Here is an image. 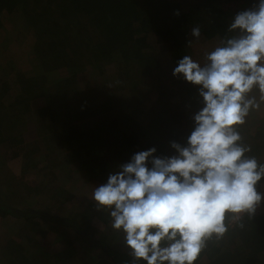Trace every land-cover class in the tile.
<instances>
[{"label":"trees","instance_id":"trees-1","mask_svg":"<svg viewBox=\"0 0 264 264\" xmlns=\"http://www.w3.org/2000/svg\"><path fill=\"white\" fill-rule=\"evenodd\" d=\"M241 2L0 0V173L6 176L0 179L7 186L4 192L0 186V222L26 234L21 241L0 239V264H133L108 212L94 201L72 209L73 200L82 184L90 192L105 184L138 152L155 148L153 158H164L177 155L173 142L187 146L192 118L204 104L199 86L173 71L192 56L194 26L198 39L215 43L208 53L238 36L229 27ZM161 46L168 67L156 57ZM88 75L95 85L84 89ZM141 95L151 99L148 109H141ZM236 128L250 149L245 156L264 165L261 131L256 140L246 134L249 123ZM17 160L14 173L7 165ZM33 195L44 197L42 205ZM15 198L23 200L20 207ZM228 217L227 231L206 240L194 264H264V209L233 227ZM95 220L109 224L110 233Z\"/></svg>","mask_w":264,"mask_h":264},{"label":"clouds","instance_id":"clouds-1","mask_svg":"<svg viewBox=\"0 0 264 264\" xmlns=\"http://www.w3.org/2000/svg\"><path fill=\"white\" fill-rule=\"evenodd\" d=\"M236 30L206 55V65L184 55L173 71L199 86L204 104L187 146L173 142L177 155L164 158H153L155 148L138 152L92 192L97 210L124 234L133 264H194L206 240L227 231L226 213L254 214L264 199L256 189L264 165L245 156L250 149L234 127L260 107L247 95L253 87L264 102V0L234 17L229 31ZM200 35L194 26L191 36Z\"/></svg>","mask_w":264,"mask_h":264},{"label":"rangeland","instance_id":"rangeland-1","mask_svg":"<svg viewBox=\"0 0 264 264\" xmlns=\"http://www.w3.org/2000/svg\"><path fill=\"white\" fill-rule=\"evenodd\" d=\"M259 3L258 1H253L252 3H249L247 0H242L240 6L238 5L237 8H236V11L237 13H240L242 11H245V10H250V9H253L255 6H257ZM231 10L235 11L234 10V6L231 7ZM231 17H232V13H230ZM231 19V18H230ZM192 43H195V45H193V50H192V59L196 62H198L201 66H204L207 64V61H206V54L208 53V50H210L214 45L215 43H210L208 41H205L203 39H191ZM198 53V54H197ZM205 53V55H204ZM156 57L158 59V61L162 64V65H166L168 67V61L166 60L167 57L164 56V51H163V46H161V48H159L157 50V53H156ZM263 62V61H262ZM93 75H88V79L90 78L91 80H88V83L87 84H84V86H86L84 89H89L91 88L92 85H95V81H94V77H92ZM110 77V76H109ZM90 85V86H89ZM144 92L146 90H143ZM150 95V93L148 94ZM248 97H255L256 100L258 102H260V107L259 109H256V110H250L249 111V114L245 117V122L246 123H249L253 129L250 130V132H246V134L250 133L251 136L253 137H256V140H261V138L259 136H257L255 133L256 131H261L260 133L264 136V102L260 101V96H261V93L259 91V89L257 87H253L252 91L250 93L247 94ZM149 96H147V98L143 95L140 96V106H141V109H148L149 108V103H150V98L148 99ZM158 110H153V111H158L160 112L161 110H163V108L161 107H157ZM180 113H181V110H179ZM185 113V111H184ZM182 114V113H181ZM194 117V116H193ZM193 119V118H192ZM182 121V123L184 124L183 125V128L185 129L186 127H189L188 124H187V120L185 121V117L184 115L182 114L181 117H180V122ZM181 123V124H182ZM193 125V124H192ZM237 126V125H236ZM235 127V129L237 130V128ZM195 127V122H194V126ZM251 128V127H250ZM183 129V130H184ZM32 132L31 133H27L24 135V138L29 141V139H32ZM262 164H264V152L262 153V156L260 157V160H259ZM259 163V162H258ZM18 164H20V160H17V161H12L11 164H8L7 166H12L13 169H11V171H18L19 169V166ZM14 168L16 170H14ZM15 173V172H14ZM3 176L4 179H5V174L2 172L0 173V177ZM50 178V176L46 177L45 179H43L44 183H46V181H48ZM40 180V179H38ZM51 181V180H49ZM0 183L1 185L0 186H3L2 188L3 189V192L7 190V186L5 185L4 186V183L5 181L3 179H0ZM54 183V182H53ZM58 183V182H57ZM86 184V183H84ZM54 186V184H53ZM1 188V189H2ZM94 190V188H93ZM93 190L90 192L89 188L88 187H84V185L82 184V188L80 190V193H78L77 195V198L73 200V205L71 204V206L73 207L72 209H79L81 208L83 205L93 201L92 200V192ZM35 199H37L39 206L42 205L41 203H43L44 201V197H40V196H36V195H33ZM41 199L43 201H41ZM18 198L16 199H13L11 202L13 204H22V201H19L17 202ZM18 207H20V205H18ZM264 209V205H261V206H258L256 208V211H259L260 214L262 212V210ZM95 224L96 227L99 228V230L101 229L102 231H104L105 234H109L110 233V226L109 224H103V222H98L97 220H95L93 222ZM106 223V221H105ZM30 226H32V224H29ZM33 227V226H32ZM28 228V227H27ZM21 230V235L18 234V232ZM27 232V230H26ZM28 233L29 235L31 236L33 234V232L31 230H28ZM18 235V238H19V241H21V239L26 235L25 232L19 228V226L15 225V224H9V225H4V223L0 222V239L5 241L7 238L9 237H16ZM61 238V237H60ZM62 239V238H61ZM77 254L75 258H81L83 257V253H81L80 250L77 249Z\"/></svg>","mask_w":264,"mask_h":264},{"label":"built area","instance_id":"built-area-1","mask_svg":"<svg viewBox=\"0 0 264 264\" xmlns=\"http://www.w3.org/2000/svg\"><path fill=\"white\" fill-rule=\"evenodd\" d=\"M256 189H257V192H258V193L264 194V181H263V180H260V181L257 183ZM263 202H264V199H262L261 203H260L258 206L263 205ZM258 206H257V207H258ZM245 214H246V213L239 214V219H234V218H233V215H234V214L229 213V217H228L227 225H228L229 227H233L234 225H236V224H237V223L243 218V216H244Z\"/></svg>","mask_w":264,"mask_h":264}]
</instances>
